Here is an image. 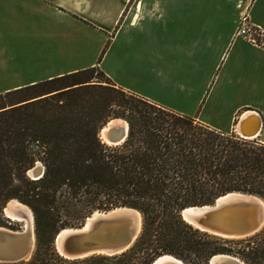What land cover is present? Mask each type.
<instances>
[{
	"label": "trees",
	"instance_id": "trees-1",
	"mask_svg": "<svg viewBox=\"0 0 264 264\" xmlns=\"http://www.w3.org/2000/svg\"><path fill=\"white\" fill-rule=\"evenodd\" d=\"M110 117L126 122L115 144L99 137ZM35 162L43 171L30 178ZM230 191L264 201V143L124 90L97 65L0 93V225L2 207L14 198L30 209L35 239L27 260L0 264H150L164 253L186 264H207L217 253L264 264V224L229 239L179 216ZM118 206L140 214L128 248L74 259L56 253L52 240L60 228Z\"/></svg>",
	"mask_w": 264,
	"mask_h": 264
},
{
	"label": "crops",
	"instance_id": "crops-1",
	"mask_svg": "<svg viewBox=\"0 0 264 264\" xmlns=\"http://www.w3.org/2000/svg\"><path fill=\"white\" fill-rule=\"evenodd\" d=\"M241 14L264 37V0H0V93L97 65L224 132L257 116L264 143V46L234 35Z\"/></svg>",
	"mask_w": 264,
	"mask_h": 264
},
{
	"label": "water",
	"instance_id": "water-1",
	"mask_svg": "<svg viewBox=\"0 0 264 264\" xmlns=\"http://www.w3.org/2000/svg\"><path fill=\"white\" fill-rule=\"evenodd\" d=\"M118 119L119 122H113ZM118 123L122 125L121 128H115L119 125ZM125 125L124 119H108L102 125L107 128L108 139L100 135L101 140L108 144L120 142L126 134ZM114 130L120 133L117 138L112 137L111 132ZM250 134L252 133L243 135ZM243 135L241 136L244 137ZM42 171L40 162H35L27 169L26 174L30 178H37ZM258 200L261 201L254 194L230 191L216 197L212 203L186 206L179 210V216L185 223L200 232L223 238L245 237L256 232L264 222V203L261 201L260 206ZM5 205L2 207L4 214ZM12 212L15 215L18 214L16 209ZM30 214L29 228L12 230L0 225V263H15L30 257L35 242L31 211ZM82 226H84L83 229H81ZM67 228H70L69 231L60 233L64 230L61 228L53 238L54 248L63 258L74 259L94 253L109 255L121 252L132 244L140 229V214L136 209L128 206H118L103 211L95 210L84 219L80 226ZM150 264L186 263L171 254L164 253L153 258ZM207 264L244 263L235 256L217 253L209 257Z\"/></svg>",
	"mask_w": 264,
	"mask_h": 264
},
{
	"label": "bare ground",
	"instance_id": "bare-ground-1",
	"mask_svg": "<svg viewBox=\"0 0 264 264\" xmlns=\"http://www.w3.org/2000/svg\"><path fill=\"white\" fill-rule=\"evenodd\" d=\"M246 115L247 114H245L244 116L241 115L239 122L236 125V129L240 133V135H243V134L249 133V132L252 133L250 135H243L244 137H253V136H255V134H257L258 127H259V120L256 116L255 118L253 117L254 118L253 122H249L246 119V117H247ZM119 121H120L119 119L113 120V122H119ZM118 124L119 125L115 126V128H121L122 127V125L120 123H118ZM125 128H126V125H125ZM106 130H107V128L105 126L102 127L101 131H100V135H101V137L108 139V137L106 136ZM111 133H112V137H114V138H117L120 134L119 131H115V130ZM258 203L261 206L262 202L258 200ZM15 209L18 210L17 215L13 214V212H12ZM4 212H5V215L7 214V217H9L10 219L24 222L26 225V228H29L31 214H30L29 208L25 204L19 203L16 200H9V202H7V204L4 207ZM83 228H84V226H82L81 229H83ZM69 229L70 228H64V230H61L60 233H65V232L69 231Z\"/></svg>",
	"mask_w": 264,
	"mask_h": 264
},
{
	"label": "built area",
	"instance_id": "built-area-1",
	"mask_svg": "<svg viewBox=\"0 0 264 264\" xmlns=\"http://www.w3.org/2000/svg\"><path fill=\"white\" fill-rule=\"evenodd\" d=\"M235 36H240L252 45H263L264 37L262 36L261 29L253 25L246 14H241L236 22ZM242 137L239 133L237 134ZM244 138V137H243Z\"/></svg>",
	"mask_w": 264,
	"mask_h": 264
},
{
	"label": "rangeland",
	"instance_id": "rangeland-1",
	"mask_svg": "<svg viewBox=\"0 0 264 264\" xmlns=\"http://www.w3.org/2000/svg\"><path fill=\"white\" fill-rule=\"evenodd\" d=\"M224 2H225V0H218V3L220 4V5H222V4H224ZM240 16V15H239ZM245 115V114H244ZM110 118H119V117H110ZM109 118V119H110ZM122 119V118H121ZM108 120V119H107ZM99 137H100V134H99ZM255 196H257V195H255ZM258 198H260L259 196H257ZM261 199V198H260ZM261 201L264 203V201L261 199ZM9 202V201H8ZM110 210V209H109ZM90 214V213H89ZM88 214V215H89ZM87 215V216H88ZM2 216L4 217V221H3V223L1 224V226H4V227H7V228H9V229H12V230H21V229H23L24 227H26V225H25V223L24 222H21V221H17V220H13V219H10V218H7L6 216H7V214H6V216H5V214L2 212ZM86 216V217H87ZM86 217H84V219L86 218ZM84 219L81 221V223L79 224V225H77V226H80L83 222H84ZM263 224H264V222H263ZM263 224H262V226L256 231V232H254V233H258L260 230H261V228L263 227ZM77 226H65V227H62V228H67V227H77ZM61 229V228H60ZM59 229V230H60ZM58 230V231H59ZM57 231V232H58ZM34 233V232H33ZM253 233V234H254ZM55 235V234H54ZM252 235V234H251ZM248 236H250V235H248ZM248 236H245V237H248ZM54 238V237H53ZM240 238H244V237H238V238H229V239H240ZM52 246H53V248H54V245H53V240H52ZM54 250H55V248H54ZM56 251V250H55ZM57 253V252H56ZM58 254V253H57ZM94 254H97V253H94ZM92 255V254H91ZM88 256V255H87ZM27 260V259H26Z\"/></svg>",
	"mask_w": 264,
	"mask_h": 264
}]
</instances>
